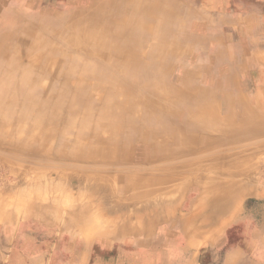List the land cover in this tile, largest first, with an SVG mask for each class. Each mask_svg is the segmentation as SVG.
Wrapping results in <instances>:
<instances>
[{"label": "rangeland", "instance_id": "374dc122", "mask_svg": "<svg viewBox=\"0 0 264 264\" xmlns=\"http://www.w3.org/2000/svg\"><path fill=\"white\" fill-rule=\"evenodd\" d=\"M210 1L233 13L264 17V0H192ZM165 3L91 0L85 14L74 16L73 4L52 0L58 17L41 1L26 12L25 29L0 31V89L12 79L11 89L0 95V264H221L225 252L243 241V230L233 228L223 241L212 240L207 226L214 219L201 215L213 208L224 213V222L240 205L245 215H253L257 232L263 228L264 147L256 144L264 138L189 153L161 144L182 138L152 133V124L161 123L160 114L151 110V100L161 94L153 87L158 64L141 61L135 49L148 46L141 37L143 20L161 15ZM121 15L130 24L111 20L109 64L95 59L93 67L86 64L75 73L79 43L73 41L71 25L85 23L94 37L109 17ZM18 19L9 17L16 24ZM35 22L40 27L34 28ZM171 23L161 24L157 44L145 49L149 59L164 61L163 39L178 27ZM56 49L71 54L63 64L67 72L11 74L27 51L49 56ZM7 50L21 57L6 58ZM84 50L94 57L92 48ZM37 60L33 55V63ZM144 87H150L144 99L149 110L139 111ZM141 154L145 157L136 163L123 157ZM231 163L241 166L234 169ZM245 190L253 193L241 197Z\"/></svg>", "mask_w": 264, "mask_h": 264}, {"label": "crops", "instance_id": "0c3cea01", "mask_svg": "<svg viewBox=\"0 0 264 264\" xmlns=\"http://www.w3.org/2000/svg\"><path fill=\"white\" fill-rule=\"evenodd\" d=\"M41 1H44L46 10H52V0H0V25L1 21L5 20L0 31L14 32L16 27L24 26L23 21L27 23L24 19L29 16L26 12H30ZM60 1L67 6L73 4L71 15L74 16L85 14L91 3V0ZM166 1L161 15H150L143 20L140 36L144 37L143 42L148 46L139 47L140 50L135 49L139 58H142L141 61L158 64L155 73L159 76L153 87L158 88L161 94L151 100L154 102L151 110L160 114L157 117L161 123L158 126L156 123L152 124L153 135L157 134L161 139L172 135L180 137L182 140L178 143L161 144L163 147L176 145L189 153H202L214 146L222 149L226 144L238 145L252 137L264 138V98L260 96L264 93V17L254 12L233 13L221 7L222 3L219 1L198 4L192 0ZM52 12L57 15L55 11ZM11 16H19L17 24L9 21ZM118 18L124 26L130 24L127 15L115 19L109 17L110 21L102 30L98 29V35L94 37L88 36L85 23L75 22L71 25L73 41L79 43L78 53L74 56L79 68L75 73L86 64L93 67L97 60L101 64H109L113 53L110 32L113 30L114 21L111 20ZM11 19L14 20V17ZM166 22H172L175 26L177 24L178 27L173 30L171 28L172 32L168 34V38L163 39L166 44H163L164 49L160 51V56L164 61L149 59L150 50L145 49L149 44L151 47L157 44L160 25ZM35 26L40 27V24L36 23L33 27ZM27 27L33 29L32 26ZM22 29H25V26ZM27 36L31 40V34L25 35ZM86 48H92L90 51L93 52L90 54L94 57H86ZM174 51L178 53L173 56ZM101 52L103 55H97ZM16 53L17 51L7 50L6 58H20ZM41 53L27 51L18 60L17 67L8 65L7 68L11 67V74L46 75L67 72V66L63 64L66 63L65 57L70 56V53L63 55L58 49L51 54L49 51L50 57ZM33 55L38 58L34 63ZM39 58H44V61ZM81 59L83 61L80 62ZM2 65L5 67L6 64ZM149 88L144 87L139 92V96L144 95L139 97L143 102L137 103L139 111H146L144 99L149 97ZM141 91H146V94ZM163 125L172 126L176 130L170 133L171 130L162 129ZM256 146L264 147V143ZM192 212L194 211L185 215ZM245 212L240 205L235 206L233 213L227 214L228 220L224 222V213L213 208L201 215L214 219L207 226L212 240L223 241L224 236L233 228L243 230V241L225 252L221 264H241L243 261L264 264V236L263 239H258L259 233L264 234V224L260 226L263 231L261 229L257 232L258 226L254 223L253 215H245Z\"/></svg>", "mask_w": 264, "mask_h": 264}, {"label": "bare ground", "instance_id": "6f19581e", "mask_svg": "<svg viewBox=\"0 0 264 264\" xmlns=\"http://www.w3.org/2000/svg\"><path fill=\"white\" fill-rule=\"evenodd\" d=\"M118 51V48H115V50H114V52H117ZM3 52H4V49H2V45L0 46V57L1 56H3ZM99 54H101V55H103L102 53H98V55ZM135 66L136 65H140V64H142V62H138V61H135L134 63H133ZM134 66V67H135ZM138 68V67H137ZM134 69V68H133ZM10 76H8V77H5V79L7 78H9ZM263 82V81H262ZM9 83V84H8ZM10 83H12V79L9 81V82H7V83H5L4 85H2L1 86V89H0V95H5V93H6V90L7 89H11V87H12V85L10 84ZM35 91V90H34ZM7 92H9V91H7ZM27 93V92H26ZM35 95V94H34ZM83 132V131H82ZM96 137H97V135H96ZM83 139V138H82ZM82 139H80L79 140V142L82 140ZM8 142H10L9 144H11L12 145V142H13V138L12 137H10V139H8ZM154 149H156V146H154L153 147ZM164 148V147H163ZM157 150H163V149H159V148H157ZM249 150V149H248ZM34 153H36L35 151H33ZM77 153V152H76ZM223 154H225V156H226V153H223ZM123 155H125V153H123ZM232 156V155H231ZM248 156V155H247ZM246 156V154L243 156V158H246L247 157ZM61 157H64V155L63 156H61ZM123 157H125L126 159H127V161H129V162H132V161H134L135 163H136V161L137 160H141V159H143V157H145V155H143V154H141V155H137V156H134V157H131V156H129V157H126V156H123ZM226 157H228V156H226ZM227 165H231L234 169H236L238 166L240 167L241 165H238V164H227ZM27 166H29V165H27ZM240 169H243V167L242 168H239V169H237V171H238V173H240L242 170H240ZM237 171H236V173H237ZM240 175V174H239ZM238 174H237V176H239ZM251 193H253L252 191H249V190H245V192L243 193V195L241 196V197H245V196H248L249 194H251ZM11 195H17V193L16 192H12L11 193ZM1 209V208H0ZM256 250V249H255ZM254 254H256V253H254ZM16 255H17V253H16Z\"/></svg>", "mask_w": 264, "mask_h": 264}]
</instances>
